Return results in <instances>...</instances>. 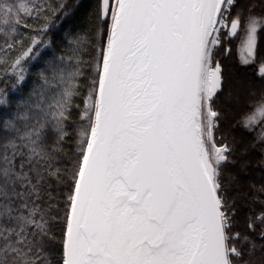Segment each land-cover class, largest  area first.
<instances>
[{"label": "snow or ice", "instance_id": "1", "mask_svg": "<svg viewBox=\"0 0 264 264\" xmlns=\"http://www.w3.org/2000/svg\"><path fill=\"white\" fill-rule=\"evenodd\" d=\"M79 7L0 0V264H264V181L243 230L229 202L238 149L219 135L216 59L239 38L241 63L257 62L264 0H98L94 29L67 32L13 102L7 82L23 92ZM240 125L256 135L239 163L258 147L264 173V93Z\"/></svg>", "mask_w": 264, "mask_h": 264}, {"label": "trees", "instance_id": "2", "mask_svg": "<svg viewBox=\"0 0 264 264\" xmlns=\"http://www.w3.org/2000/svg\"><path fill=\"white\" fill-rule=\"evenodd\" d=\"M70 2H75V0H70ZM242 2H246V0H242ZM79 4L78 11L70 19L57 18L56 26L51 29L47 37L52 41V47L45 49L40 59L28 65V79L24 85L20 86L23 92L20 89H13V81L7 82V91L13 102L19 100L22 94L27 95V91L35 85L37 73L45 67V61L51 59L53 55L59 54V49L64 45L67 32L74 30L80 33H89L94 29V12L98 0H79ZM32 23L34 27L39 26L35 21ZM23 31L27 34L25 39V43H27L34 32L32 29ZM238 41L239 38H236L225 44L224 47L230 48V52L225 54L223 50H220L216 56V59L221 62L225 81L224 93L217 107L223 111L219 135L224 136L227 142L234 144L238 149L235 154L237 163L225 169V179L227 181L229 176H235L239 181L238 184H229L228 196L229 202L235 203L236 227L243 230L246 218L251 215L252 211L259 210V205H254L251 202L247 192L251 185L255 184L259 187L260 182L264 181V173L259 170L255 163L261 158V150L258 147L250 149L247 153V158L252 163L244 168L239 163L241 159L240 150L250 146L256 135V133H249L241 127L240 119L241 115L250 107L253 99L264 93V79L257 73L259 63L264 62V33L258 36L257 62L255 64L244 65L241 63L238 54ZM0 87H4L3 81H0ZM79 102L80 98H77V103ZM78 119L79 113L74 108L71 121L75 122ZM257 243L259 244V241ZM259 257L260 252L257 250L255 258L259 259Z\"/></svg>", "mask_w": 264, "mask_h": 264}, {"label": "rangeland", "instance_id": "3", "mask_svg": "<svg viewBox=\"0 0 264 264\" xmlns=\"http://www.w3.org/2000/svg\"><path fill=\"white\" fill-rule=\"evenodd\" d=\"M238 54L241 59V48H240V40L238 41ZM259 66V65H258ZM258 69V68H257Z\"/></svg>", "mask_w": 264, "mask_h": 264}, {"label": "water", "instance_id": "4", "mask_svg": "<svg viewBox=\"0 0 264 264\" xmlns=\"http://www.w3.org/2000/svg\"><path fill=\"white\" fill-rule=\"evenodd\" d=\"M236 39V38H235ZM235 39H233V40H235ZM230 49V48H229ZM229 53V52H228Z\"/></svg>", "mask_w": 264, "mask_h": 264}]
</instances>
